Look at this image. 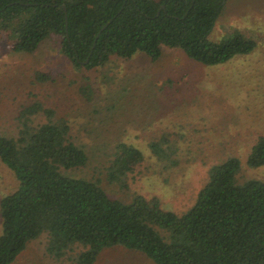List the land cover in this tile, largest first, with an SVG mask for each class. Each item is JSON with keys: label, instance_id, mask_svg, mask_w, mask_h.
<instances>
[{"label": "trees", "instance_id": "trees-1", "mask_svg": "<svg viewBox=\"0 0 264 264\" xmlns=\"http://www.w3.org/2000/svg\"><path fill=\"white\" fill-rule=\"evenodd\" d=\"M222 8L223 0H0V21L28 14L12 27V51L31 54L52 41L76 69L136 53L155 62L163 47L211 67L250 53L255 44L237 33L210 40ZM52 80L41 72L33 76L35 84ZM79 91L91 99L89 84ZM16 122L15 136L0 133V162L18 183L0 199V264H12L42 234L53 258L68 256L74 264H94L113 247L139 252L153 264H264V182L236 184L237 160L214 166L194 205L176 215L139 196L111 198L97 182L66 176L88 156L69 139L67 120L39 100L22 106ZM150 148L158 159L170 158L160 145ZM111 156L106 182L124 186L143 155L117 143ZM247 166H264V137ZM77 247L83 250L69 255Z\"/></svg>", "mask_w": 264, "mask_h": 264}, {"label": "rangeland", "instance_id": "rangeland-1", "mask_svg": "<svg viewBox=\"0 0 264 264\" xmlns=\"http://www.w3.org/2000/svg\"><path fill=\"white\" fill-rule=\"evenodd\" d=\"M26 17L0 21L2 135L17 134L18 112L37 99L67 120L69 139L88 156L84 167L67 170L66 176L97 182L111 198L129 202L139 196L176 215L194 205L211 169L227 160L239 162L236 184L264 182V166H247L252 147L264 137V0L224 1L210 40L237 33L255 44L250 53L211 67L165 47L155 62L136 53L129 59L112 56L105 65L90 69L74 68L52 41L31 54L14 53L12 27ZM36 72L54 80L35 84ZM84 83L90 85V100L79 91ZM117 143L143 155L124 186L106 182ZM153 143L170 158L155 157ZM17 185L14 174L0 162V199ZM46 243V234L30 241L12 264H74L68 256L53 258ZM82 250L77 247L69 255ZM94 264L153 263L139 252L113 247Z\"/></svg>", "mask_w": 264, "mask_h": 264}, {"label": "water", "instance_id": "water-1", "mask_svg": "<svg viewBox=\"0 0 264 264\" xmlns=\"http://www.w3.org/2000/svg\"><path fill=\"white\" fill-rule=\"evenodd\" d=\"M64 9V8H63ZM107 26V24L99 31V33L97 34V36H96V39L98 38V36H99V34L101 33V31L105 28ZM95 39V40H96ZM86 62H87V60H86Z\"/></svg>", "mask_w": 264, "mask_h": 264}, {"label": "flooded vegetation", "instance_id": "flooded-vegetation-1", "mask_svg": "<svg viewBox=\"0 0 264 264\" xmlns=\"http://www.w3.org/2000/svg\"><path fill=\"white\" fill-rule=\"evenodd\" d=\"M224 1H225V0H223V6H224ZM222 9H223V8H222Z\"/></svg>", "mask_w": 264, "mask_h": 264}]
</instances>
